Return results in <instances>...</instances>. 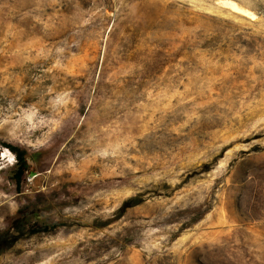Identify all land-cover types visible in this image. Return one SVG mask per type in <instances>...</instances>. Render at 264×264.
<instances>
[{
  "label": "rangeland",
  "instance_id": "374dc122",
  "mask_svg": "<svg viewBox=\"0 0 264 264\" xmlns=\"http://www.w3.org/2000/svg\"><path fill=\"white\" fill-rule=\"evenodd\" d=\"M225 1L0 0V264H264V0Z\"/></svg>",
  "mask_w": 264,
  "mask_h": 264
},
{
  "label": "trees",
  "instance_id": "16d2710c",
  "mask_svg": "<svg viewBox=\"0 0 264 264\" xmlns=\"http://www.w3.org/2000/svg\"><path fill=\"white\" fill-rule=\"evenodd\" d=\"M6 147H8L10 150H12L17 157V162L19 164H18L17 171L15 172V178L19 183L21 181L23 174L27 170V166H26L25 161L23 159V151H21L19 148L15 147L11 144H8V143H6Z\"/></svg>",
  "mask_w": 264,
  "mask_h": 264
},
{
  "label": "bare ground",
  "instance_id": "6f19581e",
  "mask_svg": "<svg viewBox=\"0 0 264 264\" xmlns=\"http://www.w3.org/2000/svg\"><path fill=\"white\" fill-rule=\"evenodd\" d=\"M223 3V2H222ZM225 4H227V5H229V7H231L232 8V10L233 9H235V10H238V12L239 11H243L244 12V10H246V9H244L243 10V8H241L238 4H237V2H234V0L232 1V0H226L225 1ZM226 6V5H225ZM248 11V10H247ZM246 11V12H247ZM249 13V12H248ZM244 14H245V12H244ZM4 206L3 205H0V211H2L4 208H3Z\"/></svg>",
  "mask_w": 264,
  "mask_h": 264
}]
</instances>
